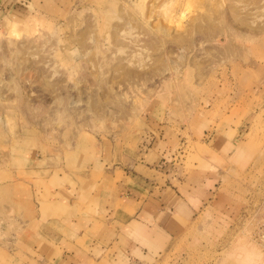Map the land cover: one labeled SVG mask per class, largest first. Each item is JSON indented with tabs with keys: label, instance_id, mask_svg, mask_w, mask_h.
I'll use <instances>...</instances> for the list:
<instances>
[{
	"label": "rangeland",
	"instance_id": "1",
	"mask_svg": "<svg viewBox=\"0 0 264 264\" xmlns=\"http://www.w3.org/2000/svg\"><path fill=\"white\" fill-rule=\"evenodd\" d=\"M15 1L0 264H97L93 232L170 184L193 212L145 264H264V0Z\"/></svg>",
	"mask_w": 264,
	"mask_h": 264
},
{
	"label": "crops",
	"instance_id": "2",
	"mask_svg": "<svg viewBox=\"0 0 264 264\" xmlns=\"http://www.w3.org/2000/svg\"><path fill=\"white\" fill-rule=\"evenodd\" d=\"M4 4L0 3V14L4 17L11 9L16 11L22 8V4L16 1L11 3L10 7ZM139 188L143 187L138 186L137 193L131 191L138 204L134 213L126 211L123 214L126 220L117 219L121 225L115 228L106 226L96 233L93 232V244L98 246L100 254L90 257L96 260L97 264L102 260H107L108 264H145L148 258L156 257L166 239L173 235L193 212L190 203L174 184L162 187L159 195L153 191V187L148 194L142 193ZM135 202L130 201L129 204ZM73 264L87 263L80 261Z\"/></svg>",
	"mask_w": 264,
	"mask_h": 264
},
{
	"label": "bare ground",
	"instance_id": "3",
	"mask_svg": "<svg viewBox=\"0 0 264 264\" xmlns=\"http://www.w3.org/2000/svg\"><path fill=\"white\" fill-rule=\"evenodd\" d=\"M242 248H243V247H242ZM242 248L239 247V249H242ZM259 251H260V250H259ZM237 252H238V251H237ZM239 252L241 253V252H243V251H240V250H239ZM243 253H244V252H243ZM245 253H246V251H245ZM256 253H257V252H256ZM256 253L253 252V251H252V252H249V251H248V253L245 254V257L242 258V259H240L239 261H241V260L244 259V260H243V261H244L243 263H245V264H255V262L253 263V262H251V261H252L253 255L256 254ZM235 254H237V253L235 252ZM239 255H240V254H239ZM239 255H238V258H240ZM258 257H259V256H258ZM254 259L257 260L256 257L253 258V261H254ZM237 261H238V260H237ZM241 262H242V261H241ZM238 263H239V262H238ZM240 264H241V263H240Z\"/></svg>",
	"mask_w": 264,
	"mask_h": 264
}]
</instances>
